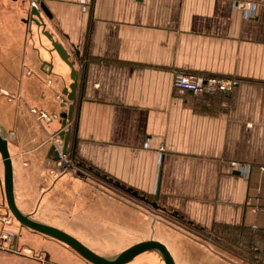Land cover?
I'll list each match as a JSON object with an SVG mask.
<instances>
[{
    "label": "crops",
    "instance_id": "0c3cea01",
    "mask_svg": "<svg viewBox=\"0 0 264 264\" xmlns=\"http://www.w3.org/2000/svg\"><path fill=\"white\" fill-rule=\"evenodd\" d=\"M39 4L49 9L48 29L80 72L68 127L73 164L60 169L53 140L68 110L62 91L70 68L56 54L52 67L43 65L52 60L50 44L35 25L29 32L26 0H0V126L20 210L102 255L98 247L126 245L120 254L153 239L168 246L177 264H240L194 232L264 230V0ZM179 72L239 84L196 95L175 87ZM30 109L59 117L45 122ZM7 231L13 236L0 240V264H84L68 245L16 221L0 156V236ZM159 257L146 252L128 264H164Z\"/></svg>",
    "mask_w": 264,
    "mask_h": 264
},
{
    "label": "water",
    "instance_id": "95a60500",
    "mask_svg": "<svg viewBox=\"0 0 264 264\" xmlns=\"http://www.w3.org/2000/svg\"><path fill=\"white\" fill-rule=\"evenodd\" d=\"M46 18L52 19V14L49 9L44 4H39V7H31L29 10L28 17L25 19V23L29 26V32L33 34V25L39 30V37H45L50 46L47 47V52L51 57V61H43L45 66H53V60L55 54L70 68V79L71 83L68 86H65L62 94L65 96V99L62 103V107H66L68 104V110L61 113L62 118V129L58 134L59 137L63 140V146L58 150L55 146L54 157L55 161L58 162L62 159V156L68 155V148L70 144V138L72 131L67 127L69 121L73 119L75 102L77 100V93L79 88V79L80 72L76 68V60L72 59L71 52L66 48V46L61 42L55 35L54 32L48 29V23ZM80 52L75 50V56L79 57ZM0 156L2 163L4 165V183H5V192L6 200L11 214L14 216L16 221L20 223L23 227H26L32 231L41 233L48 237L54 238L76 251L80 256L86 259L92 264H128L133 261L139 255L146 252H158L165 264H177L176 260L166 244L158 240H146L139 243H136L116 257H106L101 254H98L89 246L85 245L76 237L71 234L56 228L54 226L48 225L46 223L37 221L30 214L23 213L18 207L14 194V179H13V161L8 146V139L0 133ZM78 166L86 168L83 163H78ZM87 169V168H86ZM90 171H93L92 168H89ZM99 176L100 174L97 173ZM103 177V176H102ZM106 179V177H104ZM116 186L124 189L126 192L132 194L133 196L139 198L145 203L157 208L167 211L166 208L161 207L157 201H151L145 196L139 195L137 191L132 188H125L119 182L114 183ZM172 215L179 217L178 211L172 213ZM180 218L183 219L181 216ZM190 223V222H189ZM15 239H17L15 237ZM16 242V240H15Z\"/></svg>",
    "mask_w": 264,
    "mask_h": 264
},
{
    "label": "rangeland",
    "instance_id": "374dc122",
    "mask_svg": "<svg viewBox=\"0 0 264 264\" xmlns=\"http://www.w3.org/2000/svg\"><path fill=\"white\" fill-rule=\"evenodd\" d=\"M26 1L29 3L30 7L33 0ZM61 95H57L58 100H61ZM30 111L33 114L32 109H30ZM51 116L52 119L59 117L57 113H52ZM177 222L186 226L181 221ZM194 233L207 245H211L210 247L214 248L218 252L238 260L240 264H264V233H256V235L253 236V240H250L249 236L251 233L249 232H246L247 234L244 237H237L239 234H236L235 231L225 230L221 227L209 228L204 230V232L197 231ZM126 247V245H116L108 247L102 246L98 247V249L100 248L99 250L104 252L103 256L114 257L118 252ZM26 254L32 255V252L26 251ZM160 259L161 257H159V260ZM84 264L92 263L84 259ZM154 264L157 263L154 262Z\"/></svg>",
    "mask_w": 264,
    "mask_h": 264
},
{
    "label": "built area",
    "instance_id": "2783aa9c",
    "mask_svg": "<svg viewBox=\"0 0 264 264\" xmlns=\"http://www.w3.org/2000/svg\"><path fill=\"white\" fill-rule=\"evenodd\" d=\"M40 0H33L31 3V7H39ZM240 7H246L245 3H239ZM239 84L237 79L219 77V76H210L205 77L202 75H197L189 72H179L176 73L174 78V85L182 92H191L196 95H216L219 93H227L236 87ZM33 114H35L38 119L43 120L45 122H50L52 120V116L47 112L40 111L37 109H32ZM71 126V123L67 124V127ZM55 146L58 150H60L63 146L61 142L63 140L58 136L54 138ZM57 144V145H56ZM61 144V145H60ZM146 148L150 147L149 142L144 145ZM60 147V149H59ZM68 155L62 156V159L58 161V165L60 169L67 170L73 163L67 158ZM233 165L235 167H239V163L234 162ZM264 172V168H263ZM13 236L12 231H7L0 236V240L7 241L11 239ZM1 246V245H0Z\"/></svg>",
    "mask_w": 264,
    "mask_h": 264
},
{
    "label": "trees",
    "instance_id": "16d2710c",
    "mask_svg": "<svg viewBox=\"0 0 264 264\" xmlns=\"http://www.w3.org/2000/svg\"><path fill=\"white\" fill-rule=\"evenodd\" d=\"M232 231H235L236 234H239V235H237V237L238 236H240V237L243 236L244 237L247 234L246 232H249V233H251V235L249 236L250 237V240H253V236L256 235V233H264V230H262V231H259V230H251V229H247L245 227H242V228H234V229L232 228Z\"/></svg>",
    "mask_w": 264,
    "mask_h": 264
},
{
    "label": "bare ground",
    "instance_id": "6f19581e",
    "mask_svg": "<svg viewBox=\"0 0 264 264\" xmlns=\"http://www.w3.org/2000/svg\"><path fill=\"white\" fill-rule=\"evenodd\" d=\"M0 133L6 137V134H5V132L3 131V128H2L1 126H0ZM116 256H117V255H116ZM116 256H114V257H116Z\"/></svg>",
    "mask_w": 264,
    "mask_h": 264
}]
</instances>
